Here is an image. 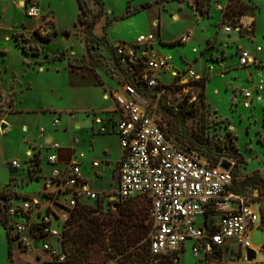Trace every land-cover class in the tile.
Wrapping results in <instances>:
<instances>
[{
    "label": "rangeland",
    "instance_id": "obj_1",
    "mask_svg": "<svg viewBox=\"0 0 264 264\" xmlns=\"http://www.w3.org/2000/svg\"><path fill=\"white\" fill-rule=\"evenodd\" d=\"M84 1L87 6V22L95 20L92 32L97 37H82V31L88 32L89 29L74 23L79 10L75 0H39L40 9L49 6L52 13L50 11L42 16L40 10L38 16L26 18L29 28L25 30L20 28L14 33L19 49L41 54L42 51L34 43L41 42L42 38L52 35L58 28L60 37L67 34L73 41L71 43L68 41L72 49L62 48L57 58L65 59L73 70L92 69L100 83L109 85V90H116L127 75L115 59L113 47L116 42L134 43L139 34L151 35L154 39V49L163 56L170 57L175 68L181 71L190 68L196 74H201V85H195L187 93L189 97H195V101L189 103L183 95L179 97L174 91H166L158 99L161 108L158 109L157 116L161 129L178 145L196 149L211 160L217 156L229 162L234 189L248 197L258 194L256 198H252L254 200L252 208L255 211L260 208L256 216L257 223L262 224L264 196L262 189L254 182L255 176L264 179V0H240L249 6L247 9L242 7L241 10L239 8L233 10L227 6L228 2L226 3L224 17L241 24L239 33L234 30L230 33L223 31L221 11L209 6L211 0ZM221 1L224 3V0ZM148 3L150 7L144 8ZM174 13L178 14V20L172 19ZM20 17L23 18L12 8L8 11L0 10V20L6 27L12 20ZM154 19H157L158 24L153 21ZM69 26H71L69 29L63 30ZM158 29L162 40L174 39L187 32H190L191 40L179 44L177 38L163 43L161 40L157 41ZM7 33L8 31L0 29V49L9 52L13 45L12 39L10 41L5 39ZM76 39L83 42V48L76 43ZM257 47L260 49L257 50ZM242 50L250 54L249 62L245 66L238 63V55ZM7 75L0 69L1 88L4 83L5 87L7 86L5 81ZM47 75L48 79L44 80L46 84L54 83L59 88L72 87L69 93L49 96L50 103L54 102L60 108L86 105L87 101L96 97L97 89L89 74L81 77L73 73L61 74L59 71ZM157 78L165 85L171 82L168 73H159ZM185 79L182 77V82H185ZM258 85L262 87L258 92L260 98L255 95ZM244 90L254 94L250 107L243 106ZM34 96V94L28 96L21 90L13 94L15 104L19 107L35 105L37 99L35 100ZM0 108H3L1 100ZM2 117L9 121L11 128L0 133V179L3 176L4 164L8 160L19 158L22 167L25 166L22 158L24 159V150L28 149L25 133L21 130V125L25 122L22 121V117L0 111V121ZM2 123L8 126L6 122ZM54 133L57 132L53 131ZM64 134L68 139V134ZM190 139L198 144L187 145ZM103 147L107 149V155L111 159L117 157V148L113 140L104 138L96 146L99 150ZM49 174L50 169L45 166V175ZM115 178L116 176L112 178L109 189L115 187ZM9 184L7 188L10 187ZM41 187V180H33L26 186L16 184L10 188L12 192L22 195L14 199L15 203H20L23 196L41 199L39 194ZM2 192L3 190L0 193ZM87 204L95 206L94 203ZM123 205L146 207L147 201L143 197H136ZM101 206L103 212H106L107 208L112 210L114 208L112 203ZM11 234V230L5 229L0 223V264H54L42 256L36 261L29 260L23 255L19 260L15 259L14 242L10 243L11 255L8 256L5 253L9 248L6 237L10 239ZM249 236L251 246L262 247L264 250L263 227L253 228ZM230 246L221 257L205 263L202 254L200 259L193 256L191 244L187 242L185 251L181 254V264H264L263 254H257L255 260L248 262L236 253L237 245L234 242L231 241ZM35 248L40 249L39 241L35 242ZM113 263L114 261L110 259L108 264Z\"/></svg>",
    "mask_w": 264,
    "mask_h": 264
},
{
    "label": "built area",
    "instance_id": "obj_2",
    "mask_svg": "<svg viewBox=\"0 0 264 264\" xmlns=\"http://www.w3.org/2000/svg\"><path fill=\"white\" fill-rule=\"evenodd\" d=\"M210 6L221 11L223 31L240 32L239 22L225 18L226 8L219 0H211ZM24 14L33 18L40 14L37 0H26L23 4ZM190 34L182 35L178 41L185 43ZM154 43L151 35H139L134 43H116L113 52L122 69L132 74L131 79L140 81L146 87L155 89L152 96L143 95L133 83L125 78L121 92L114 93V109L118 119L112 123V131L118 138L119 161L117 185L110 190L97 192L92 190L82 175L78 158L82 152H73L71 157L60 165L58 154L60 148L56 142L45 149L52 150L47 155L50 174L42 175L41 166L33 176L41 180L40 198L23 196L6 188V199H0V206L7 219L6 229L11 230L10 242L16 249L32 254L48 255L55 264H67V255L63 251V229L70 212L79 204L99 203L113 207L117 203L136 197L147 201V218L150 225L149 251L153 262L162 259L172 264H181V254L186 243L190 242L193 256L203 260L218 259L230 248V242L237 245L236 253L247 261L246 250L263 254L262 247L254 248L250 244L249 232L262 227L257 223V213L252 203L258 194L248 197L230 189L232 185L231 167L229 170L214 165L197 151L179 148L166 136L158 123V99L166 91H174L179 97L183 95L189 103L195 97L188 96V91L201 79L192 69L179 70L174 67L172 59L166 56L155 57L148 52V46ZM260 48L257 47V50ZM250 54L240 51L238 63L248 64ZM168 73L171 82L165 85L157 75ZM185 77V82L181 78ZM257 86L255 95L260 98ZM254 94L243 91V106L250 107ZM98 131L105 133L107 123L100 121ZM58 120L53 121V126ZM36 155L31 152L27 159H12L10 167L16 171L24 170L25 176L31 171V163ZM39 159V156H38ZM40 160V159H39ZM97 161L92 166H98ZM28 178V177H27ZM29 179V178H28ZM261 214V212H260ZM40 242L36 250L35 242Z\"/></svg>",
    "mask_w": 264,
    "mask_h": 264
},
{
    "label": "crops",
    "instance_id": "obj_3",
    "mask_svg": "<svg viewBox=\"0 0 264 264\" xmlns=\"http://www.w3.org/2000/svg\"><path fill=\"white\" fill-rule=\"evenodd\" d=\"M22 1L23 0H0V7L2 6L0 10L8 11L12 8L15 13L19 15L21 14L24 18L20 17V19L12 20L7 27L5 26V23L3 24L0 20V29L8 31V33L5 34V39L9 41L12 39L11 42L14 47H12L13 50L11 49V51H9L10 54L8 50L0 49V69L4 71L5 74H8L7 79L5 80L7 86L5 87L4 83V86L2 88L0 87V100L3 105V108H0V111L17 115L18 117H22V121H25L21 125V130L25 133V143L28 144V149L24 150V159L22 158V160H26L30 152L39 156L42 171L41 174L45 175V166L50 169V165L47 163V155L52 152V150L45 148L56 142L60 145V148L55 151L58 154L60 165H63V163L71 157L73 152H82L84 156L78 158V162L82 175L88 186L97 192L110 190L109 186L112 178L116 176L115 186L117 185L118 179L119 143L117 136L112 131V123L119 117L118 112L114 109L113 96L114 93L121 92V84L118 86V89L109 90V85L100 83L97 74H95L92 69L83 68L73 70L65 59L59 60L57 54L62 48L69 47L72 49V46L68 44V41L71 43L73 38L67 34H65L64 37H60L57 25V31H54L49 39L42 38L41 42L34 43V45H37L42 51L41 54L38 55L33 52H25L19 49L15 42L14 33L20 28L24 30L29 28L28 23L26 22V18L29 17L24 14V7H21ZM37 1L39 2V0ZM191 1L193 2L194 0ZM219 1L224 7H226L228 0H224V3H222L221 0ZM179 9H181V6H179ZM41 12L43 16L47 12L52 13V10L49 6L46 8L41 7ZM79 12L80 11L78 10L76 15L77 19L74 21V23H78V25H80L78 22ZM178 18L179 16L177 13L172 15L173 20H178ZM40 21L42 20H39V22ZM153 21L158 24L157 19H154ZM70 27L71 26L66 27L63 30L69 29ZM157 32V41L161 40L163 43L174 41L181 37L179 36L174 39L162 40L160 38L159 29ZM186 34H190V32H187ZM93 36L97 37L94 34ZM82 37L85 38L84 30L82 31ZM76 43H78L79 46H82L83 42L76 39ZM74 49L76 50L75 47ZM148 52L151 56H163L154 49V43L151 46H148ZM59 71L61 74L73 73L74 75H79L81 77H85L89 74L94 80V87L97 89L96 97L93 98V100L91 99L87 101L86 105L69 106L66 108H60L54 102L50 103L49 96H59L65 92L69 93L72 90V87L59 88L54 83H44V80L48 79L47 74H56ZM18 74H21L20 76L22 77L17 76ZM41 76L43 78H41ZM18 90H21V92L25 91L28 96L34 94L35 100L37 99V102H34L35 105L24 107L16 106L13 94ZM55 119L58 120L57 126H53V121ZM100 121L108 124L109 130L105 133H100L98 131L101 124ZM2 122H6L8 126L6 125L5 129L1 130L0 133L10 130L11 124L9 121L2 117L0 126ZM53 131L58 134H53ZM64 133L68 134V139L64 137ZM104 138L111 139L115 142L117 148L116 158L111 159L107 155V149L105 147L100 150L96 148L99 142ZM12 159L20 160L19 158ZM10 160L4 164L5 168L3 176L0 179V192L2 190L4 191L9 183L10 187H13L16 184L22 187L23 185H28L30 181H33L25 176L23 169L19 171L12 169L9 163ZM93 161H97L99 163L98 166L93 167ZM11 189L12 188H10V191ZM18 195L21 194L19 193ZM6 240L8 248V246L11 245V242L8 241V236L6 237ZM13 251L15 253L14 258L17 260L23 255L27 259L33 261L38 260L40 256H42V258L47 257V261H49L48 255L44 253L33 252L32 254H27L17 249ZM7 252L8 249L5 253L8 254Z\"/></svg>",
    "mask_w": 264,
    "mask_h": 264
},
{
    "label": "trees",
    "instance_id": "obj_4",
    "mask_svg": "<svg viewBox=\"0 0 264 264\" xmlns=\"http://www.w3.org/2000/svg\"><path fill=\"white\" fill-rule=\"evenodd\" d=\"M75 1L80 11L78 22L84 29L86 27L89 29L88 32L84 30L85 37L92 38V28L95 20L92 19L88 23L85 1ZM227 6L233 10L236 8L241 10L242 7L247 9L249 7L248 4L240 0H228ZM145 7H150V4H145ZM239 13L241 12L239 11ZM49 38L50 35L43 39ZM131 77L132 74L127 72L126 79H129V82L133 83L139 92L146 96H152L155 89L148 88L140 81L132 80ZM194 84L201 85V80L194 82ZM159 108L161 107L158 104L157 111ZM166 136L169 138L167 134ZM196 143L193 139L187 141L189 146ZM176 145L179 148L199 152L187 146ZM200 155L214 165L221 161L217 156L214 160H211L202 153ZM31 167L32 169L27 174V177L29 180L37 179L33 176V173L40 171V160L37 155L33 159ZM255 180L254 184L262 189L264 196V179L260 176H255ZM230 189L233 192L242 193L235 190L233 185L230 186ZM0 199H6L4 192L0 193ZM127 201L117 203L113 210L107 208L106 212L101 210L102 206L99 203H96L95 206H90L87 203L79 204L70 212L62 233L63 251L67 255V264H108L110 259L114 261L113 264H172L167 259H162L157 263L153 262L149 251L150 225L146 213L147 205L146 207L123 205ZM262 219V227L264 229V216ZM0 223L6 229L7 219L1 206ZM8 241L10 242L9 238ZM7 253L8 256L11 255L10 245Z\"/></svg>",
    "mask_w": 264,
    "mask_h": 264
},
{
    "label": "water",
    "instance_id": "obj_5",
    "mask_svg": "<svg viewBox=\"0 0 264 264\" xmlns=\"http://www.w3.org/2000/svg\"><path fill=\"white\" fill-rule=\"evenodd\" d=\"M22 4H24V1H22ZM6 127V124L2 123L0 126L1 130H4ZM220 168L224 169V170H229V168L231 167L229 162L222 160L221 163L219 164ZM256 258V254L255 251L252 249H247L246 250V259L248 262H251L253 260H255Z\"/></svg>",
    "mask_w": 264,
    "mask_h": 264
}]
</instances>
